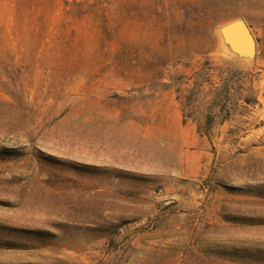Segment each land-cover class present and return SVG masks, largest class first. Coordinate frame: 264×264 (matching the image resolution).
<instances>
[{
	"label": "rangeland",
	"instance_id": "rangeland-1",
	"mask_svg": "<svg viewBox=\"0 0 264 264\" xmlns=\"http://www.w3.org/2000/svg\"><path fill=\"white\" fill-rule=\"evenodd\" d=\"M0 264H264V0H0Z\"/></svg>",
	"mask_w": 264,
	"mask_h": 264
},
{
	"label": "water",
	"instance_id": "water-1",
	"mask_svg": "<svg viewBox=\"0 0 264 264\" xmlns=\"http://www.w3.org/2000/svg\"><path fill=\"white\" fill-rule=\"evenodd\" d=\"M221 38L236 56L252 59L256 52V40L242 19L232 20L220 27Z\"/></svg>",
	"mask_w": 264,
	"mask_h": 264
},
{
	"label": "trees",
	"instance_id": "trees-1",
	"mask_svg": "<svg viewBox=\"0 0 264 264\" xmlns=\"http://www.w3.org/2000/svg\"><path fill=\"white\" fill-rule=\"evenodd\" d=\"M212 124V116L211 115H207L205 118V125L206 126H210Z\"/></svg>",
	"mask_w": 264,
	"mask_h": 264
}]
</instances>
